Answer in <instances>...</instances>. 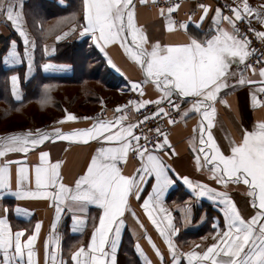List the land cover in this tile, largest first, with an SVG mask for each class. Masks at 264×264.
I'll return each mask as SVG.
<instances>
[{"label":"snow or ice","instance_id":"obj_1","mask_svg":"<svg viewBox=\"0 0 264 264\" xmlns=\"http://www.w3.org/2000/svg\"><path fill=\"white\" fill-rule=\"evenodd\" d=\"M138 2L147 5L149 0ZM137 7V0H82V23L76 14L67 17L71 27L55 35V41H64L79 31L80 37L90 38L108 65L123 74L109 50V46L118 45L142 75L140 80L129 79L121 91H131L139 98L117 105L111 118L103 116L106 109L93 117L66 111L62 120L54 122L60 125L83 119L90 121L86 127L65 131L53 126L0 136V198L50 202L54 208L53 232L65 209L77 225L72 231L82 230L86 223V217L78 214L87 213L89 206L98 209V222L93 217L87 245L71 251L69 262L62 255L61 237L46 239L44 264H118L128 215L142 230L157 258L150 259L137 241L134 248L143 258L142 264H264V3L253 6L248 0H235L213 6L199 2L194 6L199 9L198 16L193 11L186 19L176 20L173 13L181 9L182 3L169 0L168 6L159 11L164 17L163 26L168 33L183 32L186 39L167 43L153 40L138 23ZM5 15L22 40L27 79V73L33 70L36 41L25 30L22 13L13 4L7 5ZM253 21L261 26L259 30ZM242 24L247 25L246 31ZM249 33L262 49L252 47ZM50 51L54 53L55 48L45 45L44 56ZM253 58L255 64L249 62ZM4 60L13 65L22 62L15 40ZM42 67L48 71L58 66L48 62ZM255 76L259 79L252 78ZM9 79L11 95L22 103L19 74ZM145 86L155 90V99L144 98ZM51 87L44 85L42 105L48 102ZM245 89L244 108L239 98L235 107L225 98ZM220 105L233 114L236 127V136L225 131L223 141L214 131L220 124ZM152 106L154 110H149ZM248 108L256 113L254 118L248 117ZM192 114L199 118L189 141L193 166L210 183L182 174L174 166L175 161L165 159L179 157V153L161 125L165 120L175 125L177 115L187 119ZM152 121L155 127L148 126ZM56 141L96 145L86 165L71 180L66 181L62 172L65 161L54 159L45 150ZM33 152L38 153L34 164L28 160ZM16 154V159L10 158ZM130 158H136L138 166L127 173ZM177 181L191 194L190 201L182 206L185 223L192 212V201L200 198L216 203L222 213V220L214 219L209 236L201 237L210 242L193 244L187 251L177 243L181 227L165 205V194ZM145 191L147 195L139 207L161 238L167 255L148 235L131 205V198L139 202ZM233 193L241 195L243 206ZM16 211H20L19 206ZM9 212L8 207H0V264H39L36 246L42 222L37 221L32 229L14 230Z\"/></svg>","mask_w":264,"mask_h":264},{"label":"crops","instance_id":"obj_2","mask_svg":"<svg viewBox=\"0 0 264 264\" xmlns=\"http://www.w3.org/2000/svg\"><path fill=\"white\" fill-rule=\"evenodd\" d=\"M229 1L231 3L235 2V0ZM248 2L256 6L264 3V0H248ZM9 3L13 4L16 10L22 13L25 30L37 44L34 50L33 70L27 73V79H25L27 64L26 59L23 57L24 46L22 40L13 29L11 23L6 20L5 10ZM203 3L213 5L209 0H204ZM137 4L138 23L144 26L146 32L153 40L158 39L162 43H167L186 39L184 33L181 31L168 33L165 30L163 26L164 17L159 15L160 9L149 10L146 5H139L138 0ZM190 7L191 3H185L183 5L184 9H189ZM72 14H76L77 19L82 23V0H0V111L2 112L4 109L10 108L24 110L32 104L43 113L48 111L53 112L41 123L37 124L36 120L35 123L37 126L24 127L22 125L24 128L18 126L14 131L6 129V131H0V136L12 132L35 130L36 128H51L53 126L61 127L65 131L77 127H86L90 121L83 119L64 122L60 125H56L54 122L62 120L66 111L79 117H87V113L92 110L103 107L115 108L130 92L121 91V89L128 86L127 81L129 79H142L138 66L129 61L123 55L122 50H118V45L115 48L109 46V50L123 74H120L108 65L99 49L91 43L90 38L88 36L80 37L79 31L64 41L56 42L55 35L71 27L72 22L66 18ZM198 15L199 12L196 16ZM253 26L258 30L261 28L256 21H253ZM204 27L207 29L208 23ZM49 30H51L50 34L45 36L44 33ZM13 40L16 41V46L22 61L18 65L10 64L4 60ZM45 45H48L50 49L54 47L55 52L50 51L49 55L45 57L43 54ZM64 45H67L65 49L68 46L75 45V47L77 46L78 49L82 50V53L79 52V54H81L82 58L86 59L84 68L80 65L81 58L77 54L76 61H71L67 57L59 59L63 55ZM48 62L57 65V69L45 71L42 65ZM13 74H19L20 76L18 87L23 97L22 103L17 102L11 95L9 78ZM249 75L251 74L249 73ZM252 78L259 79L258 76ZM45 84L51 85L52 87L47 93L49 97L48 102L42 105L40 101L45 95ZM65 87H72L74 89L71 90V93L64 92L63 96H60ZM145 87L146 93L144 98L155 99L157 95L155 90L150 86ZM246 91L247 89L238 91L225 98L232 102L234 107L236 106L237 98H239V104L244 108L246 107ZM101 100L104 101L103 104H101ZM184 107L187 108L188 105L185 104ZM246 110L249 118L255 117L256 113H253L250 108ZM55 112H57V115L54 114ZM198 119L197 115L192 114L187 119H182L180 123L173 127L169 139L179 153V157L166 156L165 159L169 163L175 161L174 166L182 174L210 183L206 177L196 172L192 162L189 141L193 135V127L198 124ZM218 119L220 124L214 130L218 139L223 141L225 131L235 137L236 127L233 121V114L226 111L223 105L218 106ZM95 147L96 145L94 143L85 145L56 141L54 144L48 145L45 150H49L54 159L60 158L65 161L62 172L66 181H68L86 165V162L90 159V153L94 151ZM17 155L19 154L13 155L10 158L16 159ZM28 160L33 164L36 163L38 161V153H31L28 156ZM137 166V159L130 158L126 172L131 173ZM148 187L150 190V186ZM146 195L147 191L142 194L139 202L135 197H132L131 205L144 222L148 235L152 237V240L167 255V249L161 238L139 207L143 197ZM233 195L235 199L241 202V206H243L241 195L239 193H233ZM190 199L191 194L189 190L179 181L173 186H170L169 191L165 194V205L173 212L174 219L178 223V226L181 227V235L177 243L183 251L189 250L193 244L209 243L210 240H202L201 237L209 236L212 232L211 225L214 219L222 220V213L220 212L219 206L204 197L197 201H192V212L189 216L188 223H185L182 219V206L186 202H189ZM17 206H19V212L16 211ZM0 207H8L10 209L9 220L14 230L20 228L32 229L37 221L42 222L36 246L39 264H44L45 240H54L56 236L61 237L63 258L70 262L71 251L81 245L86 246L89 242L94 223L93 217L96 218L95 222H98V209L95 206H89L87 213L78 214L86 217V223L81 226L82 230L72 231L77 225L72 221V214L65 209L60 221L57 223V228L53 232L51 225L54 218V208L50 206V202L48 201L34 199L16 200L12 196H5L4 198H0ZM137 241H139L144 252L150 259L153 261L157 260L153 249L144 238L142 230L139 229V226L131 215H128L126 218V227L122 230V240L117 254L118 264H142L143 258L137 255L134 248Z\"/></svg>","mask_w":264,"mask_h":264},{"label":"built area","instance_id":"obj_3","mask_svg":"<svg viewBox=\"0 0 264 264\" xmlns=\"http://www.w3.org/2000/svg\"><path fill=\"white\" fill-rule=\"evenodd\" d=\"M209 1L212 2L213 6H216L217 4L224 5L226 2L227 3H231L229 0H209ZM177 2H181L182 3V7H181V9L178 12H174L173 13V18L176 19V20H184L193 11H195V13L197 15L198 12H199V9L194 7V6L197 3H199V2H204V0H177ZM185 3H191V7L189 9H184L183 5ZM168 4H169V0H155V3H153L152 0H150L149 3L146 5V7L149 10L157 9V8L160 9L162 7L168 6ZM225 12L228 13L229 10L227 8H225ZM240 26H241L243 31L247 30V25L246 24H242ZM249 37L252 39V47L257 48V49H262V45L260 44V42L258 40L255 39L253 34L249 33ZM262 58H264V57H262ZM249 62L255 64V58H253ZM137 98H139L138 95L136 93H133V92L130 91L119 104H125V103H127V101L129 99H137ZM115 108H105V107L99 108V109H96V110L89 111L86 116L87 117L97 116V115L101 114L102 109H106L105 111H103V116L106 117V118H111L112 115H113V109H115ZM149 110H154V106L150 107ZM181 111H183V109H181ZM175 118L177 119V123L175 125H168L167 124V120H165L163 122V124L161 125L168 132V135L171 134L173 127L176 126L178 123H180V121L182 120V119H180V117L178 115ZM148 126L149 127H155L156 126V122L152 121V122L149 123ZM133 159H136V158H133Z\"/></svg>","mask_w":264,"mask_h":264},{"label":"rangeland","instance_id":"obj_4","mask_svg":"<svg viewBox=\"0 0 264 264\" xmlns=\"http://www.w3.org/2000/svg\"><path fill=\"white\" fill-rule=\"evenodd\" d=\"M72 89H74V88H72V87H65L64 90H63V92H62V94H60V96H63V93L64 92H70L71 93L72 92L71 91ZM29 113H32V114L35 115V118H36L37 122H36V120L35 121L30 120L31 122H29V117L26 115V114H29ZM51 113H53V112L52 111H48L46 113H43V112L39 111L38 108L35 105L30 104L29 106H27L23 110V112H20L19 113L21 115V117L19 116L20 117V120H18V121L15 122V121H7V120H4V119H2V120L0 119V122H1L0 131H6V128H8L9 130H13L14 131V129L16 130V128H18V126L20 128L21 127L24 128V127H28V126H37L38 123H41L45 118H48ZM54 114L57 115V112H55Z\"/></svg>","mask_w":264,"mask_h":264},{"label":"trees","instance_id":"obj_5","mask_svg":"<svg viewBox=\"0 0 264 264\" xmlns=\"http://www.w3.org/2000/svg\"><path fill=\"white\" fill-rule=\"evenodd\" d=\"M66 46L67 45L63 46V49H64L65 53L63 52V55L59 59H63V58L67 57V58H70L71 61H76V54H77L81 58L80 59V65H82L83 68H84L85 64H86V59L82 58L81 54H79V52L82 53V50L78 49L77 46L75 47V45L68 46L65 49ZM20 112H23V110L22 109L16 110V109H12V108L4 109L2 112L0 111V119L1 120L4 119V120H7V121H15L16 122V121L20 120V117H21V115L19 114ZM26 115L29 117V121L30 120H33V121L36 120L34 114L29 113V114H26ZM0 125H1V122H0ZM6 129H8V128H6Z\"/></svg>","mask_w":264,"mask_h":264}]
</instances>
